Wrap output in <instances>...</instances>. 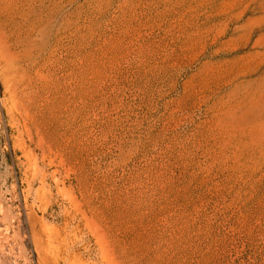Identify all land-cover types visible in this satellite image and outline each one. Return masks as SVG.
<instances>
[{
  "label": "rangeland",
  "instance_id": "374dc122",
  "mask_svg": "<svg viewBox=\"0 0 264 264\" xmlns=\"http://www.w3.org/2000/svg\"><path fill=\"white\" fill-rule=\"evenodd\" d=\"M0 264H264V0H0Z\"/></svg>",
  "mask_w": 264,
  "mask_h": 264
}]
</instances>
